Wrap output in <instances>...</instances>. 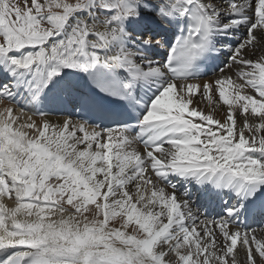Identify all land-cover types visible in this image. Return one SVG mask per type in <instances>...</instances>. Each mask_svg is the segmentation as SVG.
<instances>
[{"label":"bare ground","instance_id":"6f19581e","mask_svg":"<svg viewBox=\"0 0 264 264\" xmlns=\"http://www.w3.org/2000/svg\"><path fill=\"white\" fill-rule=\"evenodd\" d=\"M20 1L25 4L30 0ZM121 1L112 15L103 18L95 9L96 1L87 0L84 10L69 19L75 23V17L82 14L81 34L70 38L66 35L60 40L57 62L48 60L52 50L46 54L42 52L41 56L39 47L10 48L0 44V70L11 62L22 65L25 70L47 62L50 73L56 71L64 77L68 70L73 72L75 65L79 66L78 55H86L90 64L97 59L114 66L124 92L141 110L144 122L154 123V132L160 131L156 136L152 132L151 138H145L141 143L138 137H142V133L135 136L120 129H90L75 120L69 107L57 105V101L55 105L47 106L45 113L31 112L32 116L19 117L15 114L17 101L0 91V264L16 257L23 264H137L116 249L120 248L118 244L113 245L115 248L108 247L105 221L93 223L89 241L94 248H88L82 240L84 218L80 211L51 199L42 200L39 195L33 198L30 190L19 186L20 181H26L19 168L24 163V160L20 161L21 156L25 154L29 159L32 155L29 151L35 148L43 155L56 147L75 153L78 146L85 144L78 165L103 181L119 177L127 170L131 181H135L133 188L128 186V180L123 182L122 189L111 195L122 198L121 203L133 217L137 216L136 202L139 200L151 209V220L162 221L163 216L168 217L171 197L178 194L184 200L173 199L170 219H176L187 210L186 219L193 223L189 232L206 235L213 232L205 240L206 246L213 248L211 245H215L221 257L225 253L221 247L226 245L224 229L240 245L245 224L250 225L251 204L262 203L263 198L253 201L255 193L260 192L257 180L244 182L236 176L240 172L230 179V168L224 156L229 154L228 147L236 150L252 143H264V21L260 20L264 17V0ZM191 2L196 3L206 16L212 42L226 54L227 64L209 77L170 79L162 69V62L169 57L165 41L174 38L182 27L184 11ZM241 12L246 16L240 15L244 20L237 17ZM237 39L236 47L228 46V41ZM72 41L75 44L70 46ZM75 50L78 51L74 55ZM154 144L159 146L154 147ZM164 144L167 152L162 153L160 149ZM260 153L264 155V150ZM235 160L237 158L230 159L232 163ZM149 170L152 174H148ZM135 171H145L141 176L144 184L135 180ZM168 171H177V176L185 182L189 181L188 176L216 182L224 176L228 182H224L222 191L213 189L210 192L217 202L212 212H225V223L217 222L211 226L209 219L211 227L205 223L200 211L180 191L169 186L179 185L178 177L167 175L169 184L158 178ZM146 181L151 184L150 190ZM188 187L191 193L192 184L188 183ZM238 192L244 193L239 201L246 208L230 210L229 205H225ZM201 198L202 194L197 201ZM253 213L258 214V209ZM195 217L198 221L194 223ZM197 224L199 226L194 229ZM164 229L158 234H163ZM155 244L156 240L151 239L146 248L142 247L143 253ZM135 247L139 248V245ZM143 253H137L138 259H144Z\"/></svg>","mask_w":264,"mask_h":264},{"label":"rangeland","instance_id":"374dc122","mask_svg":"<svg viewBox=\"0 0 264 264\" xmlns=\"http://www.w3.org/2000/svg\"><path fill=\"white\" fill-rule=\"evenodd\" d=\"M95 1V9H98L103 18L106 15H112L116 8L120 7L119 2H122L121 0ZM86 2L87 0H30L23 4L20 0H0V44H6L10 48L27 45L39 46L41 56H43L42 52L46 54L52 50L53 53L50 57L59 59L57 52L60 40L66 35L70 38L71 35L81 34L82 14L75 17L73 20L75 23L69 19L71 16H75L73 15L75 13H81ZM224 6L226 7V5ZM240 15L245 16L241 12L237 17ZM74 44L72 41L70 46ZM77 51L75 50L73 54L75 55ZM45 56L47 57V55ZM258 144L252 143L249 147L242 146L236 150L228 147L227 150L230 151L224 156V159L228 161H226V165L230 168L228 170L230 179H233L235 173L238 172L240 173L236 176L243 181L256 179L259 183L260 194L264 195V155L260 153V150H264V143ZM164 145V148L160 149L163 151L162 153L167 152V145ZM84 149L85 144L78 146V151L75 153L56 147L47 150L44 155L40 149H31L29 153L32 155L29 159H26L25 154L21 156L20 161L24 160V163L23 166L19 165V168L23 177H26V181L18 183L24 190H30L29 194L33 198L39 195L42 200L49 201L51 199L55 203L66 205L71 210L80 211L84 218L81 223L84 229L82 240L85 241L88 248H94L89 241V235L93 230L92 225L101 220L106 223L105 238L108 247L115 248L113 245L118 244L120 248L116 249L126 258L134 259L137 264H217V262L221 264H264V221L261 225L244 230V238L240 245L230 238L225 228V237L221 235L226 238V245L221 247L225 253L221 257V254L215 249V245H211L213 248L206 246L208 236H211L213 232H207V235L203 232H189L193 223H188V218L186 219L187 210H183L176 219H170L173 199L179 197L184 200L178 194L175 198L171 197L167 210L168 217L163 216L162 221L151 220L149 217L151 209L145 207L147 204L139 200L136 202L137 216H130L121 203L122 198L113 197L111 194L122 189L128 180V186L130 184V187L133 188L135 181H131V175L125 170L119 174V177H116L117 179L108 181L92 176L78 165L77 160ZM232 158H237V160L232 163L230 161ZM142 173L145 175V171H141V173L136 172L134 177L136 181L144 184ZM148 174H152V172L149 170ZM158 178L161 179L159 176ZM150 186L151 184L146 181L148 190H150ZM132 196L135 198V193ZM186 204L189 203L186 202ZM232 205L235 206L236 203L233 202ZM156 210L157 208L154 209V211ZM190 212L192 213L191 210ZM224 217L225 215H221L220 218L213 217L209 219L211 220L209 223L211 226L217 222L224 224ZM179 218L183 219L182 222L178 221ZM204 219V222L208 223V218ZM164 220H166L165 224ZM197 221L195 217L194 223ZM199 224L195 225L194 229ZM163 228H165L164 233L159 235L158 233ZM193 234L195 235L193 236ZM151 239H155L156 244L149 251L146 250L144 254L142 247L146 248ZM136 245H139V248H136ZM138 252L143 253V260L138 259Z\"/></svg>","mask_w":264,"mask_h":264}]
</instances>
